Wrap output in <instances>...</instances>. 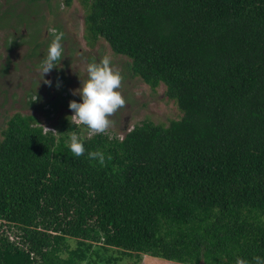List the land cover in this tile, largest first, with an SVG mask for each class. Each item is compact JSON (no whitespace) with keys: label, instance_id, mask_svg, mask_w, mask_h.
<instances>
[{"label":"trees","instance_id":"16d2710c","mask_svg":"<svg viewBox=\"0 0 264 264\" xmlns=\"http://www.w3.org/2000/svg\"><path fill=\"white\" fill-rule=\"evenodd\" d=\"M80 1L88 45L104 39L132 77L163 83L182 116L94 135L76 157L13 114L0 138V264H82L100 246L184 264L264 259V0Z\"/></svg>","mask_w":264,"mask_h":264},{"label":"rangeland","instance_id":"374dc122","mask_svg":"<svg viewBox=\"0 0 264 264\" xmlns=\"http://www.w3.org/2000/svg\"><path fill=\"white\" fill-rule=\"evenodd\" d=\"M85 12L80 0H72L70 6L62 0H0V138L7 119L15 113L33 115L34 125L41 127L43 132H51L56 140L62 138L65 144L70 143L73 132L81 141L98 134L109 140L120 139L142 121L168 125L172 119L182 116L176 102L166 96L163 83L152 89L140 78L132 77L128 70L130 60L114 54L104 39L88 45L83 37ZM52 29L64 33L63 58L42 78L38 66L47 55L53 39ZM104 55H110L114 67L121 71L123 80L119 90L126 107L110 117L114 123L104 133H93L71 121L74 113L69 102L82 103V97L74 95L73 90L80 88L81 80L87 78V65ZM44 80H51V86ZM64 119L75 128L64 127ZM65 242L70 249L77 246L75 238L67 237ZM62 255L66 257L67 252ZM112 255L119 256L116 264H184L147 254H141L138 259L133 253L124 255L115 247L101 246L91 250L82 264H97L102 262V256Z\"/></svg>","mask_w":264,"mask_h":264},{"label":"clouds","instance_id":"9594fccd","mask_svg":"<svg viewBox=\"0 0 264 264\" xmlns=\"http://www.w3.org/2000/svg\"><path fill=\"white\" fill-rule=\"evenodd\" d=\"M51 35L53 39L48 46L47 55L38 66L42 78L57 67L63 58L64 48L61 41L64 33L52 29ZM86 71L87 78L81 80V87L73 90L74 95L79 94L82 97V103L76 100L69 102V108L74 113L70 118H73L72 122L74 120L86 125L93 133H104L114 123L110 117L126 107V100L119 90L123 77L121 71L112 64L110 55H104L99 61L93 59L87 65ZM44 83L51 86L52 81L44 80ZM69 147L76 157L85 154V146L75 132L70 136ZM88 156L93 160L98 158L101 163L104 161V155L100 151L89 152ZM253 260L255 264H264V259L259 256L253 257ZM236 264H249V261L238 258Z\"/></svg>","mask_w":264,"mask_h":264},{"label":"built area","instance_id":"2783aa9c","mask_svg":"<svg viewBox=\"0 0 264 264\" xmlns=\"http://www.w3.org/2000/svg\"><path fill=\"white\" fill-rule=\"evenodd\" d=\"M74 123H75L78 127H85V128H87L88 131L92 132V131H91L86 125L80 124V123L75 122V121H74Z\"/></svg>","mask_w":264,"mask_h":264}]
</instances>
